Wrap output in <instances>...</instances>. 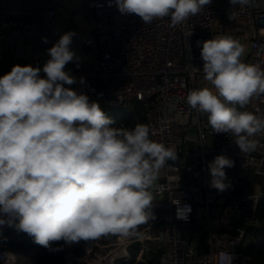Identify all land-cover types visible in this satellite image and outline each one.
Wrapping results in <instances>:
<instances>
[{
	"label": "clouds",
	"instance_id": "clouds-1",
	"mask_svg": "<svg viewBox=\"0 0 264 264\" xmlns=\"http://www.w3.org/2000/svg\"><path fill=\"white\" fill-rule=\"evenodd\" d=\"M112 2L121 15L135 14L144 24L170 16L173 25H186L212 0ZM229 3L228 19L233 20L236 7L245 8L252 0ZM75 35L67 31L60 36L47 50L50 59L42 69L14 65L0 77V235L5 227L14 228L49 251L62 250L53 247L57 241L71 246L108 236L141 237L138 227L156 218L152 209L159 172L178 158L174 148L151 139L149 125L114 127L97 101L66 86L77 83L65 71L68 63L79 61L71 49ZM191 35L192 28H186L185 36ZM196 43L202 45L204 79L214 91H191L188 105L208 114L212 133L231 137L243 153L254 151L252 137L264 132V118L239 109L264 94V68L242 62L244 47L230 35ZM207 167L210 187L226 190L225 169L233 161L221 154ZM171 202L177 218L187 220L190 205ZM221 257L225 264L234 259L228 252Z\"/></svg>",
	"mask_w": 264,
	"mask_h": 264
},
{
	"label": "built area",
	"instance_id": "built-area-1",
	"mask_svg": "<svg viewBox=\"0 0 264 264\" xmlns=\"http://www.w3.org/2000/svg\"><path fill=\"white\" fill-rule=\"evenodd\" d=\"M86 1L93 12V32L75 35L72 43L83 48L86 56L73 64L77 81L85 78L80 91L112 110L131 102L140 104L151 139L174 148L178 158L162 168L155 195L164 197L153 202L156 218L138 227L141 237L124 240L117 236L108 245L98 240L65 245L64 264L128 263L129 249L138 242L152 244L159 264H225L222 252L234 257L232 264H250L243 246L247 230L258 226L264 192L246 187L255 174L264 176V132L252 137L256 149L243 153L231 137L212 133L208 114L191 109L187 96L203 88L214 91L204 79L198 40L230 35L244 47L242 62L264 68V0H252L245 8L237 6L233 20L228 19L233 7L229 0H212L186 25H173L170 16L144 24L135 14L121 15L112 0ZM63 3L0 0V57L12 51L26 59L50 58L47 50L64 33L57 27ZM186 28H192L190 37L185 36ZM42 37L48 42L43 43ZM239 110L264 118V94L254 96ZM221 154L233 161V167L225 169L230 186L222 192L210 187L207 167ZM187 176L194 180L186 181ZM172 199L190 205L187 220L177 218ZM197 230L208 235L209 252L199 251L194 240ZM96 248L103 254L92 258ZM143 252L144 248L139 254ZM37 259L35 251H15L0 240V264H38Z\"/></svg>",
	"mask_w": 264,
	"mask_h": 264
},
{
	"label": "crops",
	"instance_id": "crops-1",
	"mask_svg": "<svg viewBox=\"0 0 264 264\" xmlns=\"http://www.w3.org/2000/svg\"><path fill=\"white\" fill-rule=\"evenodd\" d=\"M92 19H93V12L89 8L86 0H64L63 8L60 11V16L57 22V27L58 29L64 32L73 31L79 37L87 36L93 32ZM71 49L79 57V61L86 60V56L84 54L83 48H78L76 44H72ZM48 59L50 58L44 57V56L43 57H32L30 59H26V58L17 56L12 51H7L0 57V77H3L5 74L9 73L14 65H20V66L31 65L33 67L38 66L42 69ZM73 64L74 62L68 63L65 66V71H70V73L76 77V74L73 69ZM40 76L45 77L46 74L41 71ZM66 86L71 87L74 90H80L82 87L78 81L77 83L71 86H68V85ZM90 101H97V100H90ZM97 102L100 104L103 111H105L106 106L100 103L99 101ZM134 104L135 103L128 104L124 108L130 111L131 109L134 108ZM161 174H162V169L159 172L158 180H160ZM193 180L194 178L191 176L186 177V181L188 182H191ZM155 231H159V228L158 229L156 228ZM192 231L194 232L193 229ZM196 232L198 233L197 236H196ZM196 232L194 234V240H197L196 243H197V247L199 251L209 252L210 246L208 242V235L205 232H202L200 230H197ZM191 234L189 233L190 237H191ZM160 235L162 234L160 233ZM102 239L99 238L97 240L101 242V244H105V245L111 244V243H108V244L103 243L104 241L102 242ZM116 239H117V236H112L110 240H112V243H113L116 241ZM136 244L139 245V250L135 258L136 259L135 264H148L151 259V256L156 253L153 250L152 244L150 242H145L143 244L138 242ZM252 244H254V240H252L251 244H248L246 247H244L243 251L247 253V250ZM142 248H144V252L143 254H139ZM102 251L103 250H99L96 248L94 251V254L92 255V258H96V256H101L103 254ZM147 252H149V255H147Z\"/></svg>",
	"mask_w": 264,
	"mask_h": 264
},
{
	"label": "trees",
	"instance_id": "trees-1",
	"mask_svg": "<svg viewBox=\"0 0 264 264\" xmlns=\"http://www.w3.org/2000/svg\"><path fill=\"white\" fill-rule=\"evenodd\" d=\"M104 112L113 119L114 127L133 128L136 124H146L144 109L137 103L134 104V108L130 111L125 108L112 110L106 107ZM247 234L254 240V244L247 250V254L250 256V264H264V198L258 211V226L250 227L247 230ZM0 240L7 248L15 251L24 253L35 251L38 254V264H64V255L67 248L63 241L52 242L54 248L62 246V250L49 251L43 246L34 243L33 237L24 232H17L14 228L5 231L3 229ZM138 250L139 245L133 244L129 249L130 261L127 263L124 260H118L116 264H135ZM148 264H159L157 253L151 256Z\"/></svg>",
	"mask_w": 264,
	"mask_h": 264
},
{
	"label": "rangeland",
	"instance_id": "rangeland-1",
	"mask_svg": "<svg viewBox=\"0 0 264 264\" xmlns=\"http://www.w3.org/2000/svg\"><path fill=\"white\" fill-rule=\"evenodd\" d=\"M133 102L129 103V104H132ZM159 182V180H157V183ZM264 188V176L263 175H260V174H255L250 182L248 183L247 187H246V190L250 191V190H256V189H259V190H262ZM156 198H160V197H164V196H156ZM155 198V199H156ZM104 238V239H102ZM100 239H102V242L103 243H112V240H110L112 238V236H108V237H102ZM253 238L252 237H248L246 240H245V246L243 247H246L248 244H251Z\"/></svg>",
	"mask_w": 264,
	"mask_h": 264
},
{
	"label": "water",
	"instance_id": "water-1",
	"mask_svg": "<svg viewBox=\"0 0 264 264\" xmlns=\"http://www.w3.org/2000/svg\"><path fill=\"white\" fill-rule=\"evenodd\" d=\"M262 191L264 192V188L262 189ZM188 228L194 230V225L193 224H190V225H188ZM147 255H149V252H147Z\"/></svg>",
	"mask_w": 264,
	"mask_h": 264
}]
</instances>
